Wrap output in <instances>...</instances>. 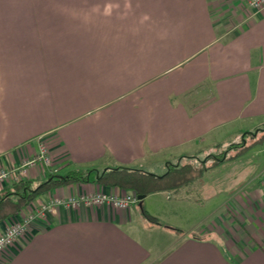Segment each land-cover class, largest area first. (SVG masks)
<instances>
[{
  "label": "crops",
  "instance_id": "1",
  "mask_svg": "<svg viewBox=\"0 0 264 264\" xmlns=\"http://www.w3.org/2000/svg\"><path fill=\"white\" fill-rule=\"evenodd\" d=\"M263 126L264 9L247 0H0V169L40 143L60 170L90 169L37 199L109 190L94 180L108 166L160 174ZM255 147L264 142L218 164L232 168L226 192H198L206 169L126 208L56 205L0 264H264V163L246 157ZM49 171L37 160L19 176Z\"/></svg>",
  "mask_w": 264,
  "mask_h": 264
},
{
  "label": "trees",
  "instance_id": "2",
  "mask_svg": "<svg viewBox=\"0 0 264 264\" xmlns=\"http://www.w3.org/2000/svg\"><path fill=\"white\" fill-rule=\"evenodd\" d=\"M257 131V133L245 132L239 140L230 142L221 150L207 154L198 165L190 161L168 162L166 170L160 174L141 168L108 166L99 170L94 180L100 184L129 190L136 196L153 191L179 188L198 178L206 169L239 156L257 143H263L264 126L258 128ZM89 170V168L84 170L72 167L62 171L57 168L49 171L46 178L40 181L20 176L11 180L7 186L0 189V222L18 213L23 206L55 186L73 181H88ZM137 201L139 202L138 198ZM141 213L149 222L160 223L143 206H141Z\"/></svg>",
  "mask_w": 264,
  "mask_h": 264
},
{
  "label": "built area",
  "instance_id": "3",
  "mask_svg": "<svg viewBox=\"0 0 264 264\" xmlns=\"http://www.w3.org/2000/svg\"><path fill=\"white\" fill-rule=\"evenodd\" d=\"M248 5L255 10L264 9V0H247ZM40 160L44 166H49L50 171L57 169L52 165L47 147L40 145L38 152L22 163L20 167L26 163H33ZM19 166L10 165L0 169V185L7 181L19 177ZM264 186V178L260 181ZM137 201V196L129 190L112 187L109 190L98 189L89 193H81L77 195H69L68 197L49 196L46 199H34L27 205L23 206L18 214V219L9 223L3 231L0 232V253L9 245L14 243L19 236L26 231L37 216L43 215L45 212L52 210L56 205L77 206L79 203L84 204H110L116 208H126L131 203Z\"/></svg>",
  "mask_w": 264,
  "mask_h": 264
},
{
  "label": "rangeland",
  "instance_id": "4",
  "mask_svg": "<svg viewBox=\"0 0 264 264\" xmlns=\"http://www.w3.org/2000/svg\"><path fill=\"white\" fill-rule=\"evenodd\" d=\"M256 131H254L253 133H255ZM259 132H260V130H259ZM40 145H44V144L40 143ZM223 148L224 147L217 146V147L213 148L212 150H209V151L205 150V151H201L199 153H195V154H192V155H187L186 157L185 156L181 157V158H179L177 160L170 161L169 163H178V162L190 161L194 165H198L201 160H204L206 158L207 154H209L211 152H214V151L221 150ZM256 150H258V151H256ZM247 154L248 155L246 157H251L250 154H252V156H255V157H257L259 159L260 164L264 163V147L263 148L255 147L254 149H250V151ZM35 161H37V160H35ZM38 162L41 163V161L39 159H38ZM41 164L44 165L43 163H41ZM18 166H19L18 170L20 172L21 167L23 165L21 167H20V165H18ZM163 167L164 166L162 165V169H163ZM262 168H263V166L258 168L257 170H254V172L255 173L260 172L262 170ZM154 169H157V171L160 172L161 171L160 170L161 166H159L158 164L154 165ZM243 169L245 171H248V170L253 169V166H252V164H250L248 166L246 164V165H244ZM231 170H232V168L230 167V165L228 163H224V164L218 165L216 167L209 168L208 171L204 174L203 177H201L199 179V182L197 183L199 185L198 192H202L201 193L202 195L203 194L204 195L207 194V192H226V188L230 187V185H232L235 182V179H230V177H229L230 173H231ZM1 188H2V186L0 185V189ZM213 199H215V196H214ZM208 201H210V200H208ZM210 207H211V204L209 205L207 203V205H206L205 209L202 211V213L204 215H207L208 210H209ZM199 213H201V212H199Z\"/></svg>",
  "mask_w": 264,
  "mask_h": 264
},
{
  "label": "water",
  "instance_id": "5",
  "mask_svg": "<svg viewBox=\"0 0 264 264\" xmlns=\"http://www.w3.org/2000/svg\"><path fill=\"white\" fill-rule=\"evenodd\" d=\"M144 194H138L137 198L139 199V203H141V199L143 198Z\"/></svg>",
  "mask_w": 264,
  "mask_h": 264
}]
</instances>
